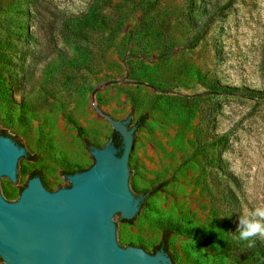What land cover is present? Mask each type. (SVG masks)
<instances>
[{"label":"rangeland","instance_id":"1","mask_svg":"<svg viewBox=\"0 0 264 264\" xmlns=\"http://www.w3.org/2000/svg\"><path fill=\"white\" fill-rule=\"evenodd\" d=\"M5 1L22 14L0 59V129L28 155L10 200L32 171L55 190L93 163L113 131L95 103L135 126L142 204L116 225L122 246L150 252L170 230L172 264H264V240L232 239L264 206V0Z\"/></svg>","mask_w":264,"mask_h":264},{"label":"water","instance_id":"2","mask_svg":"<svg viewBox=\"0 0 264 264\" xmlns=\"http://www.w3.org/2000/svg\"><path fill=\"white\" fill-rule=\"evenodd\" d=\"M121 144L89 146L93 163L68 173V185L47 189L30 176L18 198L10 200L6 181L21 183L25 147L0 133V258L4 264H172L160 247L150 253L122 246L116 225L139 215L141 196L132 192L137 155L130 117L117 120L102 111ZM143 196V195H142Z\"/></svg>","mask_w":264,"mask_h":264},{"label":"trees","instance_id":"3","mask_svg":"<svg viewBox=\"0 0 264 264\" xmlns=\"http://www.w3.org/2000/svg\"><path fill=\"white\" fill-rule=\"evenodd\" d=\"M4 3H6L5 0H0V59L1 60H6L7 59V54L9 52L8 47H11V41H10V35L11 31L13 30V27L16 25L18 18L20 17V14H22L19 10L13 12L9 7H11V4L13 3V6H15V3L17 4V1L14 2H7V6ZM95 20V15L93 12H89V15H85L80 18H70L64 21L63 27H62V32H72V33H77L81 30V27L83 24H92ZM264 66V64H263ZM1 73V70H0ZM79 133L81 134V129L78 128ZM0 133L9 136L4 129H0ZM10 137V136H9ZM13 140H15L19 145H22L18 140L14 139L11 137ZM110 138L112 139L113 143L115 144L116 147H119L121 144V139L119 135L112 131ZM88 146V143H87ZM28 155L25 154L23 157H27ZM86 169V168H84ZM84 169H77L75 171H81ZM70 172V173H72ZM33 175H39L40 174L37 171H32L30 176ZM41 178V176H40ZM68 185V184H67ZM66 186V185H65ZM59 188V187H58ZM159 187H153L151 189H148L143 192L144 198L152 195L156 190H158ZM142 202L140 203V205ZM123 221H128L131 222L133 218L131 219H122ZM170 234V230H165V232L162 234L160 243L158 245L152 246L150 253H154L156 250H158L160 247H163V249L168 253L170 256V253L168 252L167 249V240ZM142 247V246H141ZM255 247H259L257 244V239L255 241ZM172 260V259H171ZM174 264V263H173Z\"/></svg>","mask_w":264,"mask_h":264},{"label":"clouds","instance_id":"4","mask_svg":"<svg viewBox=\"0 0 264 264\" xmlns=\"http://www.w3.org/2000/svg\"><path fill=\"white\" fill-rule=\"evenodd\" d=\"M210 225L211 221L205 227ZM232 239L245 242L249 248L255 245L256 239L264 240V206L256 207L239 217Z\"/></svg>","mask_w":264,"mask_h":264},{"label":"flooded vegetation","instance_id":"5","mask_svg":"<svg viewBox=\"0 0 264 264\" xmlns=\"http://www.w3.org/2000/svg\"><path fill=\"white\" fill-rule=\"evenodd\" d=\"M15 141V140H14ZM16 142V141H15Z\"/></svg>","mask_w":264,"mask_h":264}]
</instances>
